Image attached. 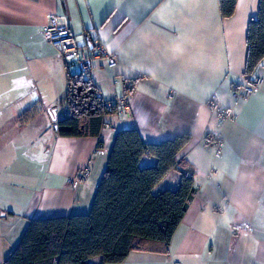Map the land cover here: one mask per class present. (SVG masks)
Returning <instances> with one entry per match:
<instances>
[{"label": "crops", "instance_id": "0c3cea01", "mask_svg": "<svg viewBox=\"0 0 264 264\" xmlns=\"http://www.w3.org/2000/svg\"><path fill=\"white\" fill-rule=\"evenodd\" d=\"M259 4L237 0L233 14L223 16L219 0H0V264L29 219L91 210L116 133L130 128L148 142L189 133L177 158L195 168L196 193L167 252L133 250L106 264H264V58L254 71L260 90L231 94L249 81L247 33ZM50 12L68 16L79 44L99 34L119 55L115 67L96 59L91 77L105 100L126 94L130 113L105 116L98 137L61 135L39 113L20 120L39 106L28 107L32 97L50 108L54 99L65 101L71 63L45 38ZM124 79L133 81L131 91ZM213 96L234 115L222 124L209 105ZM86 166L89 176L73 182ZM179 178L180 170H171L155 191L176 188ZM246 221L251 229L234 234L231 225Z\"/></svg>", "mask_w": 264, "mask_h": 264}, {"label": "trees", "instance_id": "16d2710c", "mask_svg": "<svg viewBox=\"0 0 264 264\" xmlns=\"http://www.w3.org/2000/svg\"><path fill=\"white\" fill-rule=\"evenodd\" d=\"M237 0H219L221 14H233ZM245 75L250 79L264 58V0L248 26ZM125 90L128 80H123ZM65 101L68 112H53L54 126L64 136L98 137L108 106L91 76L67 74ZM39 112L33 106L21 116L27 121ZM183 133L161 142H148L136 128L116 133L108 163L100 180L91 210L69 216L34 217L20 241L1 264H91L102 256L103 264L123 262L133 250L167 252L190 200L196 193L195 168L177 158L190 141ZM154 157L153 164L141 159ZM174 169L180 170L176 188L155 191L157 184Z\"/></svg>", "mask_w": 264, "mask_h": 264}, {"label": "built area", "instance_id": "2783aa9c", "mask_svg": "<svg viewBox=\"0 0 264 264\" xmlns=\"http://www.w3.org/2000/svg\"><path fill=\"white\" fill-rule=\"evenodd\" d=\"M43 32L47 41L57 50L58 54L67 62L78 66V72L84 75L91 76L94 61L102 56L107 58L110 67H115L119 63V55L107 48L105 40L99 34H86L87 43L84 45L79 44L71 30L70 21L66 14L48 13ZM262 81L263 79L260 75L253 73L245 85L233 86L231 94L236 99L247 98L260 90ZM127 84L128 88L132 87L131 82ZM107 105L115 106L116 112L130 113V103L126 94L113 100H108ZM209 105L218 113L220 124L234 116L220 106L217 96H213L210 99ZM213 137L216 146L214 155L216 158H220L223 153V138L220 131L214 132ZM89 174L90 167L86 166L79 171L73 182L79 184ZM231 229L234 234H239L251 229V223L247 221L242 223L235 222L231 225Z\"/></svg>", "mask_w": 264, "mask_h": 264}, {"label": "rangeland", "instance_id": "374dc122", "mask_svg": "<svg viewBox=\"0 0 264 264\" xmlns=\"http://www.w3.org/2000/svg\"><path fill=\"white\" fill-rule=\"evenodd\" d=\"M79 70V67L74 65V64H70V72L71 73H74L76 71ZM87 76V75H85ZM54 102L53 105L54 107L56 108V114L58 117H62L64 115V113L67 111L68 107H67V103L66 101H62V99L60 98L59 100H53ZM25 102L27 103L28 107L31 106V105H34V104H37L39 105V116L40 119H42V117L44 116V119L45 118H48L51 120V125L54 126V122H53V118L51 116V108L48 106V100L45 99V98H42V99H37V98H30L28 100H25ZM38 113L34 114L32 116V118L36 115V117L38 116ZM43 114V116H42ZM49 126V124H48ZM43 146V145H42Z\"/></svg>", "mask_w": 264, "mask_h": 264}]
</instances>
